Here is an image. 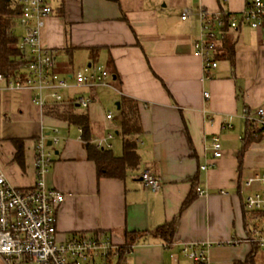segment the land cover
<instances>
[{
    "label": "crops",
    "instance_id": "1",
    "mask_svg": "<svg viewBox=\"0 0 264 264\" xmlns=\"http://www.w3.org/2000/svg\"><path fill=\"white\" fill-rule=\"evenodd\" d=\"M249 1L52 0L41 40L55 52L56 71L66 75L99 63L110 72L111 86L61 89L63 102L40 107L32 92L0 83V173L16 188H32L36 139L57 127L60 141L45 179L65 195L56 208L60 237L102 232L125 243L128 233L145 232L130 253L112 257V264H195L181 252L192 242H210L214 264H264V248L249 241L251 217L244 207L250 192L264 191L262 183L245 184L264 172V139L241 153L244 111L264 106V29L247 24L229 29L209 78L194 54L201 9L237 14ZM186 9L190 14L184 20ZM77 95L92 102L87 108L72 103ZM124 96L138 104L140 132L133 138L141 162L124 178L99 177L83 128L48 111L72 103V113L90 119L91 142L113 134L110 148L119 156L125 137L117 102ZM114 102L118 112L111 109ZM226 122L230 128L223 127ZM214 134L221 138L219 158L210 149ZM145 169L160 179L159 189L144 185ZM192 192V202L182 208ZM174 219L167 246L156 230ZM0 264L32 263L0 255Z\"/></svg>",
    "mask_w": 264,
    "mask_h": 264
},
{
    "label": "built area",
    "instance_id": "2",
    "mask_svg": "<svg viewBox=\"0 0 264 264\" xmlns=\"http://www.w3.org/2000/svg\"><path fill=\"white\" fill-rule=\"evenodd\" d=\"M20 14L16 29L18 48L24 54L26 63L15 76L0 70V83L13 91L32 92V101L40 107L49 103L64 101L61 89L86 87L88 89L111 86V74L105 66L91 63L75 73L61 75L55 69V52L42 43L41 35L48 18L53 13L52 0H20ZM190 14L185 10L182 19ZM229 15L230 29L241 24L251 28L264 29V0H251L244 10L237 14L226 12L199 11L200 33L195 41L194 54L203 60V68L209 78L218 67L221 55L220 41L226 34L224 15ZM205 97L209 93L205 92ZM83 108L92 102L90 96L77 95L71 100ZM112 117L111 113L107 114ZM246 122L264 127V106L254 111L246 109L243 114ZM224 128H230L226 122ZM113 134L95 141L98 147L110 148L109 139ZM51 141L49 145L48 142ZM60 141V130L54 127L49 133L42 131L36 139L35 171L36 182L32 188H16L0 173V255L8 261L27 260L32 264H106L112 257L130 253L132 247L117 243L111 236L102 233H76L60 237L57 227L56 208L63 202L65 195L49 188L46 175L54 163L53 145ZM210 149L215 158L223 155L221 138L218 134L211 137ZM204 166L203 168H206ZM144 185L155 191L161 182L150 169L141 172ZM264 184V172H256L245 184L252 187ZM221 190V193H224ZM199 194H205L203 190ZM248 212H264V191L254 190L244 200ZM254 216L249 224V241L259 243L264 248V222ZM210 242L184 244L181 252L195 264H214L208 255Z\"/></svg>",
    "mask_w": 264,
    "mask_h": 264
},
{
    "label": "trees",
    "instance_id": "3",
    "mask_svg": "<svg viewBox=\"0 0 264 264\" xmlns=\"http://www.w3.org/2000/svg\"><path fill=\"white\" fill-rule=\"evenodd\" d=\"M20 9V0H0V70L7 72L10 76H15L20 72L26 63L24 54L18 48V35L14 30L20 14ZM224 19L226 21L224 29L227 32L230 29L228 22L229 15L225 14ZM72 107V103L69 107L64 108H61L59 105H53L49 108L48 112L56 116L64 117L69 123L80 125L83 128V137L86 140L85 147L88 152V158L96 162L99 177L121 179L124 178L129 171L139 167L141 159L137 151V144L133 138L140 132L139 108L134 99L124 96L119 102L121 134L125 137L123 141V152L119 156L114 154L112 148H101L98 147L96 143L91 142V122L89 117L86 114L72 113ZM261 139H264V127L254 126L246 122L241 153L252 141ZM193 198L194 195L192 192L184 201L182 208L189 205ZM245 211L248 213L246 216L249 215L251 218L254 216L260 217L261 221L258 222V224L264 222V212L250 213L246 209ZM176 225L177 219H174L159 226L156 230V234L164 240L167 246H169L173 240ZM143 235H145V232L128 233L124 244L127 247H133ZM254 244L259 245V243L256 242H254ZM124 255L125 254H122L119 257L121 258ZM112 262L110 258L106 264H112ZM249 262L250 260H247L245 264H249ZM237 264L244 263L238 262Z\"/></svg>",
    "mask_w": 264,
    "mask_h": 264
},
{
    "label": "rangeland",
    "instance_id": "4",
    "mask_svg": "<svg viewBox=\"0 0 264 264\" xmlns=\"http://www.w3.org/2000/svg\"><path fill=\"white\" fill-rule=\"evenodd\" d=\"M16 32H17V33H20V32H21V30L19 29V27L16 29ZM111 109H112V111L114 110V112H118V110H117V106H116V103H115V102L112 104ZM55 147H56V145L53 146L51 149H53V148H55Z\"/></svg>",
    "mask_w": 264,
    "mask_h": 264
},
{
    "label": "water",
    "instance_id": "5",
    "mask_svg": "<svg viewBox=\"0 0 264 264\" xmlns=\"http://www.w3.org/2000/svg\"><path fill=\"white\" fill-rule=\"evenodd\" d=\"M117 106L119 108V102H117ZM48 144L50 145L51 144V141H49Z\"/></svg>",
    "mask_w": 264,
    "mask_h": 264
}]
</instances>
